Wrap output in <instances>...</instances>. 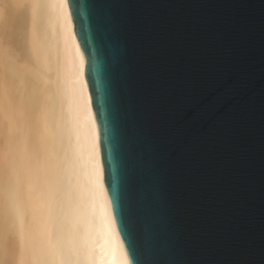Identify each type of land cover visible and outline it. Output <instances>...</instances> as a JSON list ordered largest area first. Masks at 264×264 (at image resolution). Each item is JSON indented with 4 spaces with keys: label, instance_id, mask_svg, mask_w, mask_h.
<instances>
[{
    "label": "water",
    "instance_id": "95a60500",
    "mask_svg": "<svg viewBox=\"0 0 264 264\" xmlns=\"http://www.w3.org/2000/svg\"><path fill=\"white\" fill-rule=\"evenodd\" d=\"M129 264H264V0H68Z\"/></svg>",
    "mask_w": 264,
    "mask_h": 264
},
{
    "label": "bare ground",
    "instance_id": "6f19581e",
    "mask_svg": "<svg viewBox=\"0 0 264 264\" xmlns=\"http://www.w3.org/2000/svg\"><path fill=\"white\" fill-rule=\"evenodd\" d=\"M129 264L68 0H0V264Z\"/></svg>",
    "mask_w": 264,
    "mask_h": 264
},
{
    "label": "clouds",
    "instance_id": "9594fccd",
    "mask_svg": "<svg viewBox=\"0 0 264 264\" xmlns=\"http://www.w3.org/2000/svg\"><path fill=\"white\" fill-rule=\"evenodd\" d=\"M21 264H23V262H21Z\"/></svg>",
    "mask_w": 264,
    "mask_h": 264
}]
</instances>
